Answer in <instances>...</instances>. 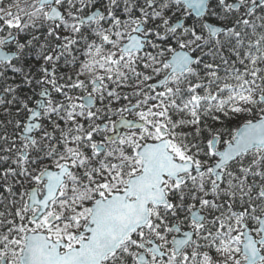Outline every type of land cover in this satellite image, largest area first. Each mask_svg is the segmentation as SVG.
<instances>
[{"label": "snow or ice", "instance_id": "snow-or-ice-1", "mask_svg": "<svg viewBox=\"0 0 264 264\" xmlns=\"http://www.w3.org/2000/svg\"><path fill=\"white\" fill-rule=\"evenodd\" d=\"M0 264H264V0H0Z\"/></svg>", "mask_w": 264, "mask_h": 264}, {"label": "trees", "instance_id": "trees-1", "mask_svg": "<svg viewBox=\"0 0 264 264\" xmlns=\"http://www.w3.org/2000/svg\"><path fill=\"white\" fill-rule=\"evenodd\" d=\"M10 2H11V0H4L5 5H7V4L10 3ZM237 123H238V120L233 121V122H232V126L235 127ZM225 138H227V137H225Z\"/></svg>", "mask_w": 264, "mask_h": 264}]
</instances>
